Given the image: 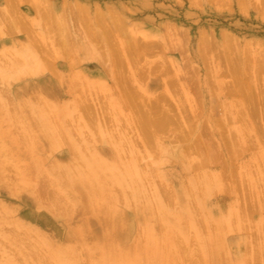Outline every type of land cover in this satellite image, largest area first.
<instances>
[{
	"label": "rangeland",
	"instance_id": "374dc122",
	"mask_svg": "<svg viewBox=\"0 0 264 264\" xmlns=\"http://www.w3.org/2000/svg\"><path fill=\"white\" fill-rule=\"evenodd\" d=\"M29 3H30V0H29ZM29 3L18 4L17 1L15 0V4L17 5V7H15L14 11L12 12L8 6L4 5V1L0 0V19H2L1 20L2 23H0V26L2 24L4 25L3 34H0V66L2 65L6 66V63H8V61L12 62V59H15V60L18 59L17 61L22 59L21 55L23 52L21 51H23L22 45L24 43V39L23 37L18 38V36L13 34L11 30L7 27L9 24H14L10 18H13V19L17 18V19H20L22 22L23 20H25L28 26L29 27L31 26L32 30H36L38 29V27L36 24L32 23L33 20H30V14L29 12H27L28 10H31V13L33 14L35 18L42 20L41 18L42 15L37 16L36 12L39 13L41 9L40 7H43V5H45L47 8L50 9L53 17L57 18L63 13H65L67 16L68 15L70 16L71 14L70 9H72L75 3H81L82 5L85 6V9L89 11L90 15H93L95 10L97 9L98 11L105 12V13H108L109 11L116 12L120 14L121 17L124 18L126 22L125 30H124L125 33L123 34V30L119 31L120 34L116 33L117 41H120V40L122 42L128 41L127 43L128 44L130 43L131 45L133 41L134 43L135 41H138V42L148 41L154 44L152 45L154 48H152L151 46V49L153 51L150 48L145 49L141 47L139 51H141L140 56H142V58L140 57L139 59L141 64L138 63L140 65L139 66L137 64L138 67H144L145 64L143 63H146V65L147 64L148 65L147 67L145 66V68L148 69V66L152 65L153 62L154 63L164 62L169 72L174 73L175 75L173 77L170 73H169L170 75L168 74L169 77L172 76L171 79L173 80V82L176 81V84L172 82L174 85L172 84L173 86H171V84L169 83L168 84L169 87H168L167 82H166V84L164 85H166L167 91L169 92V95H170L168 96L170 97V100L169 98H167L168 102H166L167 104H165V106L168 108L167 110H168L169 115L172 116L173 120L177 123V125L173 123L171 124L168 123L163 130H156V133H155L156 135L154 136V138L155 137L156 138L155 139L150 138L148 140V143H151L152 141L155 146H157L156 144L160 145L163 143L161 145L162 148H160L159 150V147L157 149L154 146L156 149L155 148L153 149V147L150 148L151 147L150 144L146 143L147 148L145 147V149H147L148 151L147 153L150 154V156L145 157L146 151L145 149L144 150L142 149V146L144 145L139 143L138 141H136V139L133 138L135 137L136 133L135 134L133 133L134 131L131 129V126L128 127L129 126V124L127 125L128 120L126 121L125 119V123L123 120H121V119L126 118L127 115L130 114V110L128 109V112L126 113L127 109L123 108L122 113L125 114L126 116L124 118H121V116L123 117L124 115L120 114L121 115L120 116L121 119H120L118 116L119 114L117 115L119 111L114 110L113 112L112 107H110L107 104V102H109V99L111 97L106 91H104V89L100 86V84L98 85V83L102 82L101 79H103V76H106V78L108 79L110 78L108 77L107 74L110 73L111 67L109 65L110 67L109 68L107 64L105 63V66H107L106 69L101 68V67H100L101 69L99 68L100 70L97 69V67H95L94 65V58L99 57V56H104V57L108 56L109 58L113 57L114 55L113 50L116 49L117 47L111 49L110 47H112V44L111 42H107L106 39L104 40L103 43L100 42V45L99 43H97V45L92 46L94 47L93 49L91 45L88 46V44L86 45L85 43L83 44V42H81V41H84L83 39L80 40L81 45L79 43V40L75 41L76 43L74 41L73 43L71 42L70 44L72 45L74 44L73 46L71 45L72 48L70 47V52L71 53L73 52L72 53L73 56L70 55L71 58L75 57L77 59V56H78L77 60H80L81 58L80 61H82L80 62L79 65L74 67V71L76 73L80 72L81 82L87 85V88H89L90 91H92L94 94H98V95L100 94L102 96V98L101 96H99L100 98L97 97V95L92 96L93 97L92 100H95L97 102V103L95 102V105H94V106H98L97 113L100 112L99 110H103L104 108H106L105 112L103 110L102 113L103 114L105 113L106 115L107 110H108V113L109 112L110 113L108 114V116L107 115L106 116L103 115V116H105V118L107 117L106 119H109L111 117V119L110 121L105 120V118L101 115L102 113H99L101 116L98 114L99 118L96 119V121L90 122V124L88 123L87 121L88 118L86 116H84L83 119L81 118L79 121L84 122V124L86 125L85 127H82L76 124L77 123L76 120H75L76 122H74L73 120L71 122V123L74 122L73 124L75 125L73 124L69 125L70 121H68L69 123L67 122L68 123L67 125L61 126L62 129L61 128L60 129L63 131L66 130L67 136L69 137L71 136L69 139L73 138L72 140L75 142V145H72V147L70 145H67L68 143L65 142L62 144L61 147L57 149L59 153L65 152L68 155V161H67L68 164L69 162L70 163L72 162V165L69 164L70 169L72 171L73 169L74 171L77 169H84V166L82 165L83 159H81L82 158L81 154H84L87 156L92 151L101 149L104 145H107L106 142H108L106 138L104 139L103 136L100 135L97 128L104 127L105 129H109V130H111L112 128V132H113L114 130L113 127L119 122V119H120L121 121L120 125L122 126L119 127V124H117V127L115 126V128L118 131L114 130L115 133L113 134L114 135H117L119 133L123 134V132L120 130V129H123L124 133L126 135L128 134L127 136L131 138L129 140L134 139V141L138 142L141 145L140 146L139 144L135 143L136 145L140 146V147L135 146L137 147L136 149H139V150H136L135 153L137 151L143 150L142 151V154H143V152L145 151L144 152L145 154H143L144 155L143 157H145V159H143L140 156L138 157L137 155L136 161L141 168L142 166H145L146 164L147 166H149L148 162L152 163L149 166L150 169L146 168V166H145L146 169L144 168V170L146 171V175L150 177L149 179H151L150 180L151 182L148 179L149 183L151 184L150 190H149L150 185L147 186V189L145 186L144 193L146 190L148 194L147 193L145 194H147L150 197L147 198L145 195L139 196L140 201L138 199V202H137L139 206L143 207L145 203L149 202L148 204H150L149 207L151 208L152 212L157 213V204L156 202H154V197L157 196L158 199L161 201V203H163L165 206H167L172 211L178 209L179 205L175 201L177 192H179V189H181L180 185L181 186L183 185L184 187H186L189 180H192L194 182V185L197 191V192L196 191L192 192V195H193L192 197H194V199H199L203 202V206L201 207L197 203L198 200L193 202L196 205H194L191 201V204H193L191 208L193 209L194 206H196L198 207V210H199V211L196 210L197 214L193 210L194 215L196 214L195 218L196 219L198 218L202 221L195 220L199 223L195 222L193 227L192 226L189 228L186 227V232H187L186 239H184L183 237L180 239V237L178 236L179 234L175 235V239L179 238L178 240H175V247H176V250H178L181 253V255H178L175 252L176 262L174 261L173 264H201V263L210 264L209 262H211V264H214V263L215 264H228L227 263L228 260H229L228 261L229 264H234L235 262L234 258L232 259V257H235L233 247L235 246V244H237L239 248L238 251L240 252V257L242 258L241 254H243L244 251L246 250L244 248V245L246 242H248L247 250L249 248L250 252L249 251L248 252L250 253L251 258H252V254L254 252L253 247L255 246L259 247V245H254V244L261 243L262 234H264V221H262L264 218L261 219V217H264V209H263L264 208V179H262L264 177V118L262 117V114H260L261 117L260 115L258 116V118L255 117L257 116L258 112H256L255 116L254 115L251 116L252 114L249 113L251 109H254L253 108L254 106H255V111L256 110L261 111L262 108H264V0H44V2L41 1V5L39 6H38V1L34 3L35 5L33 6L35 10H32L31 7H29ZM66 19L68 20L67 17ZM40 20H37V21L40 22V25L41 24L43 25V23H41ZM37 21H35V23ZM67 22L71 25L70 30L73 33L75 29L81 28L83 26L82 22H80L79 20H78V23H74V24L72 23L71 19H69ZM86 33H87V30H86ZM58 34L57 36H60ZM122 34L127 35V36H123ZM223 34L226 35V39H223ZM57 36L56 34H54V37L57 38L56 40L58 41L61 40L60 37H57ZM29 38L31 39V37ZM29 38L28 40H30ZM203 40L210 42L208 44L209 46L207 45L208 51H204L202 50V48H200L202 46ZM134 43L133 45H135ZM174 44H175L174 47H176V49L172 46ZM38 45H39V42H38ZM53 46L61 50L63 45H61L60 43L59 44L53 43ZM171 46L174 49H172ZM198 49L199 50L201 49L202 51L201 54L198 52L199 51ZM203 49H205L204 46H203ZM226 49H228V59L227 60L224 58V54L227 51ZM142 51H146L145 53L147 54V56ZM149 51H152V54H150ZM156 51L158 53V54L156 53L157 55L155 54ZM243 51L248 52L247 56L249 57V59H251L252 61L251 63L255 67L256 72L254 73V75L246 74L245 76H243L242 81L244 80L243 81L244 83H241L242 81L240 80L241 81L239 82L240 85L237 86L234 83L237 80L239 81V79L241 78L238 79V77L232 76V74L233 75H236V74L233 72L231 73L229 69L227 71L225 69H227L226 67L227 64H228V68H230L231 63L235 61L234 60L235 55H238V54L243 55ZM128 52H130V50L126 51V53ZM202 53L203 54L206 53V56L203 55V57L205 58L201 57ZM144 54H145V57L143 56ZM50 55L52 54H49L48 57H50ZM148 55H151V56H148ZM128 56H130V54ZM75 58H74V61L76 60ZM143 59L147 61L149 60V62H146ZM150 59L152 60V63ZM57 63L62 64V66L64 64V62H62L61 60H59V62ZM237 63L242 64V62H240L239 60H237ZM254 64L258 65L257 69H256L257 66H255ZM125 66H127V64ZM125 66H121L123 68V69L121 68L122 70L121 73L125 71V69L127 68V67L124 68ZM129 66H131V64ZM57 67L61 69V66H57ZM129 68L130 70L133 69L132 66L128 67L127 69ZM223 68H224V71L222 72ZM127 69H126V72L128 73H126V75L133 74V73H130V70L128 71ZM1 70H4V68H0V76H1ZM113 70L116 71L117 70L116 67L113 68ZM178 73L181 76H179ZM123 74L125 73H122V75ZM145 74L146 75L148 74V76L146 78L143 77V80H141V82L138 79L137 82H134L135 84H133V81L131 79L132 77L126 78V75H125V78L129 81L131 79L130 82H132V85L134 87L138 88L139 86H141L140 87L141 90L137 89L139 90L138 92L144 91V93L147 94L150 99L151 97L153 98L155 97V95L163 91H166L165 88L163 87L164 85H159L157 87L158 89L154 91L148 90V85L150 84V82L154 83L158 79L159 80L163 79V76L159 75L160 73L158 74L155 71L151 72L150 74L149 73H145ZM182 74L186 76L187 78L184 79V76H182ZM176 75H178L179 77H176ZM239 76H242V75H239ZM164 78H165V75H164ZM115 80H116V77H115ZM24 81L27 82L25 86H28L29 83H31L34 80H33V77L30 75L24 76V78L18 81L10 78L6 83L1 84V86L6 85L7 88L10 89V93L8 94V96L10 95L9 98L11 96L13 98L12 91L15 88L19 87L20 84H22ZM142 81H143V85H142ZM193 82H196V85H194L195 83ZM231 84L237 86L236 87L232 85L233 89L236 87L235 89L237 90V88L240 87V92L239 91L237 92L236 90L234 92L232 90L234 92L233 93L234 95H229L226 92V90L228 88H231ZM246 84L250 86V88H248L249 90L247 89ZM91 87L93 89H91ZM82 88L85 90L84 87ZM114 88L116 90L113 89V92L115 91L116 93L114 92V94H112L111 96H115V94L116 96H118L117 94L118 92L120 93V87L116 85L114 86ZM185 88H187L186 89L187 91L186 90L184 91ZM101 90H103L106 93H103V91L101 92ZM189 94L191 98L187 97L189 96ZM94 96H96L97 99H94ZM103 96L105 97L103 98ZM186 97L188 98V100H186L187 99ZM171 99H175V100L177 99V101L171 100ZM103 101L105 104L103 103ZM92 102L94 103V101ZM181 103L184 105H182ZM179 104L182 105V107L184 106V108H182ZM99 105L103 106V108L101 106L99 108ZM104 105L106 107H104ZM190 105H192V107H190ZM178 107L182 109L181 110L182 113L184 111L183 114L188 112V114L191 113L193 115L194 114L197 115L191 120V122L194 121V123L196 122L198 124L199 130L195 131L194 133L196 134L200 132L201 140L199 141H201V143L199 144L201 145V148L202 149L204 148L205 150L203 149V151L198 153L197 151H193L192 149H190V152H189L185 146L187 144L192 143V141H189V140L170 141V140H174V136L176 134H180V131L182 133V131L187 128L186 122L188 121L186 120V116L184 117L181 111H180L181 114L179 113L180 109ZM262 111L263 112L261 113H263V116H264V110ZM79 112L82 116L83 115L81 113L82 111L80 110ZM115 112H117L116 113L117 118L115 116ZM199 112L201 113L200 115H198ZM129 116H131V114L128 115V117ZM250 116L253 119V121L254 119H256L254 122L256 123V125L259 126L260 129L257 128L258 126L256 127V125L252 123V119L250 118ZM243 117H246V119H248L249 121L247 122ZM100 118H103L104 120H101ZM112 118L114 120H112ZM105 121H107L106 124L109 122V124L111 123L113 126L108 125V124L106 126L104 124ZM114 122L116 124H113ZM225 122H226V125H225ZM123 123L124 125L126 124L127 127L126 125L124 126ZM245 126H246V129L244 128ZM78 127L83 130L81 133H79L78 129H76ZM255 127L258 130H256ZM241 128H243V130L245 131H242ZM18 129H16L18 131L17 134L19 133V131L20 133L22 132L21 129L20 130ZM26 129H28V127ZM228 129L231 130V131L229 130L230 138H228ZM237 129H239V131H241L242 133L239 132ZM27 133L29 136L32 134L30 137H32L33 139L37 137L31 131ZM27 133H25V136ZM237 133L240 135L243 134L242 136L239 135V140H241V142L243 143H240L241 144L240 146H238L239 144L236 145L237 147H239L238 149L239 151L237 150L236 152L235 148H233L234 150L233 151L232 148L231 149L229 148V145H232L230 143L236 144V140H234L236 137L234 136H237L235 135ZM245 135H247V137L249 138H246ZM64 136L65 134L63 133L61 138H65ZM240 137H242V139H240ZM32 138H25V139L32 140ZM230 139H233V140L230 141ZM245 139H246V142H244ZM93 140L95 141L94 143L96 146L91 145L93 143ZM103 140H105V142ZM249 141L251 142L250 146H249L250 144ZM85 142H87L89 145L87 143L85 145ZM176 143H178L179 145H176ZM147 144L150 147H148ZM76 145L78 146L81 145V146L79 148ZM165 145H166V148H164L163 150V147H165ZM171 145L172 146L176 145L177 147H173L172 149ZM69 146L70 148H72L71 149L72 151L70 150ZM82 146L83 148L81 150ZM125 146L127 147L128 145L125 144ZM246 146L247 147L249 146L250 148L248 147L247 149ZM85 147H88V148L93 147V148L87 149ZM38 148L39 147H35V149L33 150L34 151L33 154L36 155L35 157H41L44 164H47L54 159L55 151L43 150L41 148H39L38 150ZM180 148L181 149L185 148L186 149L185 152L184 150H180ZM244 148H246L248 152L244 153L245 152ZM35 150L37 151L35 152ZM231 150L233 151L234 154L238 153L237 157L236 155H234L235 157L234 156L232 157ZM242 150H244L243 152L244 154L241 152L242 154L239 155V152ZM136 154H139V153H136ZM187 155H189V158ZM70 156L72 158H70ZM128 156L126 157L124 154V157L126 159H123L124 157L122 156L123 158H121V160L122 161L129 160ZM151 156H153V158ZM182 157L185 158L186 162L185 161L182 162V159H183ZM140 158L143 159L142 162L141 160H139ZM249 159H251V161ZM71 160H73L74 162ZM205 161L206 163H204ZM8 163H6V165L3 164L2 166L3 168L2 170H4L3 172H5L4 173L5 176L2 175L3 173L2 174L0 173V178H1L0 179L1 180L0 195H2L0 196V206H1L0 210H4V211H1L4 213L0 214V223L3 221L2 223L4 224V226H6V227L4 226L3 227L5 229L6 228L9 229L8 231L5 229L3 230V227L0 225L1 227L0 231H2L0 233L1 234L0 241H2L3 244L4 243L6 244V246L5 244L4 246L3 244H0V248L4 247L5 249L4 250L1 248L0 250V253H1L0 254L1 255L0 264H7V263L8 264H14V263L15 264H21V263L22 264H34V263L35 264H42V263L49 264L50 262L48 261H51L52 262L51 264H53L55 260L49 257V253L48 251H46L47 249L45 246H41V245L39 246L36 244V240L34 241V238H33L34 235H32V233L36 234L35 231L39 229L43 231L44 233H46L49 237L55 236L59 239H62L65 236V234H68V233L72 234L73 233L72 217H71L70 209H68L67 207L69 202L67 201V203H65L66 199L63 198L64 196L62 197L63 194L61 192H56L57 189H53L54 185L51 188L46 184L47 189L50 188V190L51 189L54 190L52 191V193L56 192L60 194L58 197V194L56 193L51 194V192H49L51 195H53V197L56 194L57 199H60L61 197L62 203L60 202L61 199L60 201L59 200L57 201H59V204L61 203L60 206H62V208L57 205V206L51 207V209L53 210L52 212H49L48 210L45 209V205H44V208L35 207L31 201L33 200L32 197H30L27 194L26 190H22L21 188V191L17 192V190H20V187H17L15 183H12L15 177H16L15 181H17V174H16L17 169L12 163L10 162ZM182 163L184 164V166ZM190 163L193 164L194 168H192L191 170V167H188L189 169L187 170L186 167L189 166ZM7 164L9 166L11 165L12 167L8 166V169L5 168L7 167ZM13 168H15L16 171ZM2 170L0 169V171ZM194 174L197 175V178L200 177V179L202 180L201 184H199L201 180L200 179L196 180L197 178L194 177ZM11 176H14L13 179ZM7 178L11 180L7 181ZM44 178L46 179L48 177H44ZM44 178H41V181H39L40 183H37L39 185L37 184L35 185L36 188L39 187L38 189L40 190V192L42 191V189H46L43 186L46 183ZM3 179H5L6 182ZM9 182L10 184L5 185V183H9ZM17 182L20 183L19 181ZM18 183L16 184L18 185ZM145 184H146V181H145ZM197 184H199L202 187L204 186V189H203L204 191L202 190L203 191L202 197L199 194L201 193L199 192L200 190H198L201 187L199 186L198 188ZM6 188H8L9 190ZM16 188H19V189H16ZM163 190L165 192L167 191L166 194L165 192L162 193ZM44 191H42V193L44 192V194L42 195H45V193L47 195L48 193L46 192V190ZM116 194H118L117 190H116ZM152 194L154 195L152 196ZM51 195H47V196L50 198L52 197ZM123 196L127 202V204L126 203L125 204L128 207L133 208L134 206H136V203L134 202L135 200L133 197H131L130 195H128L130 197H127V194H124ZM54 199L56 200V197H54ZM166 203L168 205H166ZM63 205L65 207H63ZM199 207L202 211L199 209ZM192 209H189V210H192ZM232 210L235 211L236 216L231 218L229 213ZM211 212L214 214L223 216L224 220H221L219 221L220 223H218L215 220V218L212 216V214H210ZM201 215L203 216L202 217L203 219L200 218ZM240 215H242L243 217H240ZM209 219H211V221H214V222L209 221ZM12 221H13L12 223L13 228L11 227V223H10ZM18 221L23 223V225L20 227V230H19V227L17 229V226L15 225V228L17 229L16 231V229L14 230V223L18 224ZM260 222L261 223L263 222V224L260 225L259 224ZM159 223H162V222L160 220H157L156 228L159 232H161L160 230L162 228L160 229L159 227H161L162 225ZM241 223L244 225V228H242ZM223 224H225V227ZM25 225H26V229H25ZM234 225L236 228L232 229L231 227H233ZM139 229L140 228H138L134 234L135 243L141 242L142 237L144 236L142 230H139ZM214 229H215L214 232L211 231ZM224 229L227 231L226 234H224L225 233ZM162 230L164 231V229ZM30 231L32 233H29ZM23 232H25L26 237H24L25 234H23ZM215 232H217V234L219 233L218 235H219V240H220L221 254L220 252H218L220 255L219 254L213 255L212 260H205V261L200 260L202 256L200 255L199 252H197L199 250L198 248H200L199 246H197L200 243V241H198L197 238L202 239V241L204 239L203 237H205L204 240L208 238L207 241L208 240L209 241L208 242L205 241L208 244L210 243V240H213L214 239L213 237L216 236ZM200 233L205 234V235H207L206 233H208L207 235L208 237ZM136 234L138 237L136 236ZM140 234L142 237L140 236ZM192 235L197 237L196 238L197 243L195 242L196 241L195 238L194 240L191 239ZM201 235L203 237H201ZM20 237H22L21 238L22 240L20 239ZM25 238H28L30 240L28 241ZM74 239L76 242V247L79 246L77 247L79 249V250L77 249V252L81 256L80 259L78 258L79 261L77 264H92L89 259V256L86 253V250L83 249L84 247L82 245V242L80 243L81 238L79 236H75ZM179 240H181V242H179ZM27 241L28 242L31 241V243L34 242L36 244L35 247L37 248L39 247L40 249L39 251L42 250L43 254L45 253L44 256H39V255H43L42 252L41 254H39L40 252L38 253L35 250L36 248L32 247L34 248V251H35L34 252L33 249H31V243L28 244ZM183 241L185 244L183 243ZM224 244L226 245V251L228 248V251L226 252L227 255L222 254V251H225ZM179 246H181V248ZM14 247H16L15 248L16 251L19 252L17 253L19 254L18 256L21 257V258L18 257L19 258L18 260L20 262H18L17 257H15L17 254L13 250ZM43 247L46 250L43 249ZM258 247L254 249H257L258 251L259 249ZM11 251H13L14 253ZM183 251L185 252L187 251V252L184 253L183 255ZM12 253L15 256L12 255ZM262 253L264 255V252ZM37 255H38L37 259H42L43 257H45L46 259V255H47L49 260H43L44 259L43 258L41 260L42 262L41 263L39 262L40 260L36 259ZM28 256H30L29 258H31V260L33 258H35V260L31 261L28 258ZM213 257H214L215 262L213 260ZM10 258H12L13 261H9ZM22 258H23V262L21 260ZM226 258L228 259L226 260ZM43 261H47L48 263H45ZM198 261H201V262L198 263ZM54 264H57V263L54 262ZM251 264H264V256L263 258H261V260H257L255 262L252 261Z\"/></svg>",
	"mask_w": 264,
	"mask_h": 264
},
{
	"label": "bare ground",
	"instance_id": "6f19581e",
	"mask_svg": "<svg viewBox=\"0 0 264 264\" xmlns=\"http://www.w3.org/2000/svg\"><path fill=\"white\" fill-rule=\"evenodd\" d=\"M3 1H4V5L8 6L12 12L14 11L15 7H17V5L15 4V0H3ZM16 1L18 4L29 3V0L28 1L27 0H16ZM37 1H38V6L41 5V1L44 2V0H30L29 7H31L32 10H35L33 5H35L34 3H36ZM44 6L45 5H43V7H40L41 9H40L39 13L36 12L37 16H39V15L43 16V17L41 16L43 21L38 19V18H35L33 16V14L31 13V10L27 11L30 14V20H33L32 23L36 24L38 29L32 30L31 26L29 27L25 20H23V22H24L23 23L20 19H17V18H14V19L10 18L14 24H9L7 26L13 34L18 36V38L23 37L24 43L22 45L23 51H21V52H23V53L21 55V57H22L21 60L17 61L18 59L17 60L12 59V62L8 61V63H6V66L5 65L0 66V68H4V70H1V76H0V169L2 170L3 164L6 165V163H8V162L12 163L16 167V169H17V172H16L17 181H19L20 183L15 181L16 177L13 179L14 176H11L12 179L14 180L12 183H15V185L17 187H20V190H17V192L21 191V188H22V190H26L27 194L30 197H32L33 200H31V201L35 207H38V208L43 207L44 208V205H45V209L48 210L49 212H52V210H53V209H51V207H54L57 205L62 208V206H60L62 203V199L60 197V199H61V201H60V199H57V195H56V194H58L56 192H61L63 194V195L61 194L62 197L64 196L63 198L66 199L65 203H67V201L69 202L67 207H68V209H70V213H71V217H72V224H73L72 231H73V233L72 234H70V233L65 234V236L62 239H59L55 236L49 237L46 233H44L43 231H41L39 229L36 230L37 232L35 231L36 234L32 233L31 231L29 233H32V235H34L33 238H34V241L36 240L37 245H39V246L41 245V246L46 247L47 250L44 247H43V249L48 251L49 257L51 259L55 260L54 262H56L57 264H77L78 263L81 256L77 252V249H78L77 247H79V246L76 247V242L74 239L75 236H79L81 238L80 243L82 242V245L84 247L83 249L86 250V253L89 256V259H90L92 264H173L175 261V254L177 253L178 255H181V253L178 250H176V247H175V240L179 239V238L175 239V235L179 234L178 236L180 237V239L182 237L184 239L187 238L186 227H188V228L191 226L193 227L195 222L199 223L195 220H200L198 218L197 219L195 218V216L197 214L196 212L199 211L198 207L194 206V208L192 209L191 206H193V204H194L193 202L198 200L197 203L202 207L203 202L199 199H194V197H192L193 196L192 192L196 191V188H195L194 182L192 180L187 179V180H189L187 183V186L184 187L183 185L182 186L180 185L181 189H179V192H177V196H176L175 201L179 205L178 209L172 211L167 206H165L163 203H161V201L158 199L157 196L154 197V202H156V204H157V213L152 212L151 208L149 207L150 204H148L149 202L145 203L143 207L139 206V204L137 203L138 199L140 201L139 196L145 195L147 198L150 197L147 195L148 193L146 192V190H145V193H147V194L144 193L145 186L147 189V186L150 185L149 190L151 187V184L149 183V181L151 179H149L150 177L146 175V171L144 170V168L146 166V168L150 169L149 166L152 163L148 162L149 166H147V164H146L145 166H142V168H141L138 165L136 160H137V155H138V157L140 156L143 159H145V157L150 156V154L147 153L148 151H147V149H145V147H146V143H148V140L150 138H153V139L156 138V137L154 138V136L156 135L155 134L156 130H163L168 123L169 124L173 123V124L177 125V123L173 120L172 116L169 115L168 110H167L168 108L165 106V104H167L166 102H168L167 98H169V100H170V97H168L170 95H169V92L167 91L166 85H164V84H166V82H167V85L170 83L171 86L176 84V81L173 82V80L171 79V77L172 76L174 77L175 75H174V73L169 72V70H168V68L164 62H159V61H158L159 63L153 62L152 65L148 66V69L145 68V66L147 67V65H148V64L146 65V63H143V64H145L144 67H138V65H139L138 63H140L139 59H140V57L142 58V56H140L141 51H139L141 49V47H143L145 49H149V48L151 49V46L154 44L151 42H148V41H142V42L141 41L140 42L135 41V43L133 41V43L135 45H133L132 42H131L132 43V45H131L130 43L129 44L127 43L128 41L127 42H122L121 40L117 41V37H116L117 34L116 33L120 34L119 31L123 30V34H124L125 33L124 32L125 25H126L124 18L121 17L120 14H118L116 12H112V11L105 13V12L98 11L96 9L94 14L90 15L89 11L87 9H85L84 5H82L81 3H75V5L72 7V9H70L71 14L69 13L70 14V16L68 15L69 17L65 13H63L59 17L55 18V17H53L50 9L47 8L46 6L45 7ZM37 9H39V8H37ZM66 17L68 18V20L71 19L73 24L78 23V20H79L80 22H82L83 26L81 28L75 29L74 33H73L70 30L71 25L67 22L68 20L66 19ZM33 18H35V19H33ZM1 20L2 19H0V23H2ZM37 20H40L41 23H43V25L42 24L40 25V22H38ZM35 21H37V22L35 23ZM3 30H4V25L2 24L0 26V34H3ZM86 30H87L88 34L86 33ZM54 34H56V36H57V34L60 35L57 37H60V39L62 41L56 40L57 38L54 37ZM123 36H127V35H123ZM29 37H31V39ZM28 38L30 40H28ZM36 38H38V39H36ZM82 39L84 40V41H81V42H83V44L84 43H85V45L88 44V46L91 45V47L94 45H97V43H99V45H100V42L103 43L105 39L107 40V42H111V44H112V47H110L111 49L117 47L116 49L113 50L114 51L113 57L109 58L108 56H105V57L99 56V57L94 58V65H95V67H97V69H99L100 67L106 69V67L107 66L109 67V65L111 67V68L109 67L110 68L109 74H111V75L107 74L108 77H110L109 78L110 80L108 78H106V76H103V79H101L102 82L98 83V85L100 84V86L104 89V91H106L109 94V96L111 97L109 99V102H107V104L110 107H112L113 112H114V110L119 111L118 113L115 112L116 118H117L118 114H119L118 115L119 118L121 115H124L123 117L121 116V118H124L126 116L125 114L122 113L123 108L127 109L126 113L128 112V109L130 110L131 116L128 117V115H130V114H128L126 118H124V119L120 118V119L123 120L124 123H125V119H126V121L128 120V122H127V125L129 124L128 127L131 126V129L134 131L133 133L134 134L136 133L135 137L137 136L136 138L135 137H133V138L136 139V141H138L139 143L144 145V146H142V149L143 150L145 149L146 152L145 151L144 152L146 153L147 156L145 155V157H143L144 156L143 154H145L144 152L142 154L143 150H140L141 153H140V151L136 152V153H139L140 155L135 153L136 150H139L136 148L140 144L138 142L134 141L133 138H132L133 140H129L131 138L129 136H127L128 134L126 135L124 133L123 129H120L123 132V134L122 133H119L117 135L113 134V133H115L114 130H117L115 128V126L117 127V124H119V127L122 126V125H120L121 124L120 119H119V122L117 124L115 123L117 121H115L113 123V124H116L113 127L114 128L113 132H112V128H111V130L105 129L104 127L97 128L100 135H102L104 139L106 138L108 142H106L107 145H104L99 150L93 149L94 151H92L87 156L84 154H81V157H82L81 159H83V161L82 160L81 161L83 163L82 165L84 166V169H77L75 171L73 169V171H72L70 169V166H69V164L72 165V162L71 163L69 162V164L67 162L68 161V155L65 152L59 153V151L57 150L65 142H67L68 143L67 145H70L71 147H72V145H75V142L72 140L73 138L69 139L71 136L70 137L67 136V134H66L67 131L61 130L62 129L61 126L67 125L69 123L68 121H70L69 125L70 124L72 125L74 122L77 121L76 124H78L82 127H85L86 125L84 124V122L79 121L81 118L83 119V117L86 116L88 118L87 121L90 124V122L96 121V119L99 118L98 117L99 113H102L103 110L105 112V110H106V108H104L103 110H99L100 112L97 113L98 112L97 111L98 106H94L96 101L92 100L93 99L92 96L97 95V97H99L101 95L100 94L99 95L94 94L92 91H90V89L87 88V85H85L84 83L81 82L80 72L76 73L74 71V67L79 65L80 62H82V61H80L81 58H80V60H77L78 56H77V59L75 57H72L73 59L71 58L70 55L73 56V54H72L73 52L72 53L70 52V47L72 48V46L74 44L72 45L70 43L71 42L73 43V41L75 42L77 40H79V43H80V40H82ZM223 39H226L225 34H223ZM38 42H39V45H38ZM15 43H17V42H15ZM53 43L54 44L60 43L61 45H63L61 50L59 48H55L53 46ZM209 43L210 42L203 40L202 46L200 48H202V50H204V51H208L207 48L209 46L208 45ZM80 45H81V43H80ZM109 45H110V43H109ZM126 45H128V46H126ZM199 45H200V43H199ZM172 46L174 47L175 44ZM203 46L205 49H203ZM75 47H77V46H75ZM173 47H172V49H174V48L176 49V47H174V48ZM93 48L94 47H92V49ZM152 48H154V47L152 46ZM127 50H130V52L126 53ZM226 50L227 51L224 54V58L227 60L228 59V49H226ZM71 51H72V49H71ZM152 51H149V53L152 54ZM142 52L145 53L146 51H142ZM198 52L201 54V52H202L201 49ZM68 53H70V54H68ZM156 53H157V51L155 52V54ZM49 54H52V55H50V57H48ZM129 54H130V56H128ZM145 54L143 55L144 57H145ZM203 55L206 56V53L205 54L202 53V56H201L202 58H205V57H203ZM247 55H248L247 51L246 52L243 51V55H240V54L235 55V58H234L235 61H233L231 63L230 68H228V64H227V66L225 65L226 63L224 64L227 67V69H225L226 71L229 69L231 71V73L233 72L236 74V75L232 74V76H234V77L236 76V77H238V79L241 78V79H239V81L237 80L236 82L234 81L235 83L233 82L237 86L240 85L239 82L242 81L243 76H245L246 74L247 75L248 74L254 75V73L256 72L255 67L251 63L252 62L251 59H249V57ZM146 56H147V54H146ZM148 56H151V55H148ZM74 58L76 59L75 60L76 62L74 61ZM59 60L64 62L63 66H62V64L57 63V62H59ZM237 60L242 62V64L237 63ZM144 61L149 62V60L148 61L144 60ZM155 62H157V61H155ZM105 63L107 64V66H105ZM151 63H152V60H151ZM126 64H127V66H125ZM130 64L133 68V69H131L132 71L130 70V68L127 69L128 67H131V66H129ZM254 65L257 66L256 67V69H257L258 65H256V64H254ZM57 66H61V69H59ZM121 66H125L124 68L127 67L126 69L128 71L130 70V73H133V74H131V75L127 74L126 75V73H128V72H126V69H125V71L122 72L125 74L122 75V73H121L122 67ZM115 67L117 69L116 71L113 70V68H115ZM118 68H120V69H118ZM224 68H223L222 72L224 71ZM220 69H221V67H220ZM154 71L157 72L158 74L160 73L159 75H162L163 79H160V80L158 79L154 83L150 82V84L148 85V90L154 91V90L158 89L157 87L159 85H164L163 87L165 88V90L167 92L163 91L164 90L163 89L162 90L163 92L155 95V97H153V98L151 97V99H150L148 97V95L144 93V91L138 92L139 90H141L140 89L141 86L136 88L132 85V82H130V81L132 79L133 84H135L134 82H137L139 79L141 82V80H143V77L146 78L148 76V74L146 75L145 73L150 74L151 72H154ZM169 73L172 75L171 77L168 76ZM28 75L32 76L34 81L29 83L28 86H25L27 82L24 81L22 84H20L19 87L15 88L12 91L13 98L11 96L10 97L11 99H10L9 98L10 95L8 96V94L10 93V89H8L6 85L1 86V84L6 83L10 78L18 81V80L24 78V76H28ZM125 75H126V78L132 77L130 79V81L125 78ZM164 75H165V78H164ZM239 75H242V76H239ZM179 76H181V75L179 74ZM179 76L176 75V77H179ZM182 76H184V75L182 74ZM115 77H116V80H115ZM189 77H191V76H189ZM185 78H187V77L184 76V79ZM243 81L241 83H244ZM111 83H113V84H111ZM193 83H195L194 85H196V82H193ZM193 83H192V85H193ZM116 85H118V87H120V93L117 91L118 96H116V94H115L116 97L111 96L115 92V91L113 92V89H115L114 86H116ZM142 85H143V81H142ZM186 85H187V83H186ZM232 85L233 84H231V88L233 86H236V85H233V86ZM82 87H84L85 90ZM168 87H169V85H168ZM184 87H186V86H184ZM191 87H193V86H191ZM231 88H228L229 90L227 89L226 92L229 95H234L233 93L235 92L236 89L235 88L231 89ZM248 88H250L249 85H247V89ZM91 89H93V88L91 87ZM137 89H139V90H137ZM186 89L187 88H185L184 91ZM102 91L103 90H101V92ZM104 91H103V93H106ZM236 91L240 92V87L237 88ZM145 95H147V96H145ZM104 97L105 96H103V98ZM187 97L191 98L190 94ZM8 98H9V100H8ZM101 98H102V96H101ZM94 99H97L96 96H94ZM249 99H250V97H249ZM171 100H175V99H171ZM186 100H188V98ZM92 101H94V103ZM175 101H177V99ZM103 103H104V101H103ZM182 105H184V104H182ZM182 105H180V106L182 107ZM100 106L101 105H99V108H100ZM95 107H97V108H95ZM101 107L103 108V106H101ZM104 107H106V106L104 105ZM190 107H192V105H190ZM178 108L180 109V110L178 109L179 113H180V111L182 109L180 107H178ZM182 108H184V106ZM253 108L254 109H251L249 112L252 114L251 116H253V115L255 116L256 112H258L257 116H255V117L258 118V116L260 114H262V117L264 118L263 113H261V112H263L262 110H264V108H262L261 111L260 110L255 111V106ZM80 110L82 111L81 112L83 114L82 116L79 112ZM109 113L107 110L106 115L108 116ZM116 113H117V115H116ZM181 113H182V111H181ZM183 113H184V111H183ZM183 113H182V115L184 117L186 116V120L188 121V122H186L187 123V125H186L187 130L184 129L182 131V133L180 131V134H176L174 136V140H170V141H180V140L181 141H183V140L192 141V143H190V144H187V145L185 144L186 149L189 152H190V149H192L193 151H197L199 153V152L203 151V149H204V148L202 149L201 145L199 144V143H201V141H199V140H201L200 132L196 133V134L194 133L195 131L199 130V127H198V124L196 122L195 123H194V121L191 122V120L197 115L196 114L193 115L191 113L188 114V112H186L185 114H183ZM200 114L201 113L199 112L198 115H200ZM101 115L103 116V115H105V113L104 114L102 113ZM113 115H114V113H113ZM105 116H103V117L105 118ZM251 116H250V118H251ZM260 117H261V115H260ZM106 118H105V120H108V121H110V119H111V117L110 118L108 117L109 119H106ZM113 118H112V120H114ZM243 118L247 122L249 121L248 119H246V117H243ZM100 119L104 120L103 118H100ZM72 120L74 121L73 123H71ZM255 120L256 119H254V121ZM254 121L252 119V123L256 125V123ZM106 122L107 121H105V123H104L106 126H107V124L112 125L111 123L109 124V122L106 124ZM124 123H123V125H124ZM73 125H75V124H73ZM127 125H126V127H127ZM225 125H226V122H225ZM244 125H246V124H244ZM259 125H260V123H259ZM257 126L258 125H256V127ZM27 127H28V129H26ZM79 127L76 129H78V132L81 133L83 130L80 129ZM119 127H118V129H119ZM244 128L246 129V126ZM257 128H259V126ZM257 128H256V130H258ZM16 129H18V130L21 129L22 132L20 133V131H19V133L17 134L18 131ZM24 129L27 131H25ZM229 130L230 129H228V138H230L229 137V133H230ZM237 130L239 131V129H237ZM241 130L245 131V130H243V128H241ZM30 131L34 135L37 136L35 139L30 137L32 134L30 136L28 135L27 132H30ZM239 132H241V131H239ZM25 133H27L26 136H25ZM63 133L65 134V136H64L65 138H61ZM23 135H24V137H23ZM235 135H237L238 138H237V136H234V137H236L239 140L240 134L237 133ZM242 135H240V136H242ZM245 136H246V138H249V137H247V135H245ZM127 137H129V138H127ZM138 137L140 140L138 139ZM25 138H32V140L31 139L27 140ZM236 138L234 139V140H236V144L230 143L232 145H229V148L230 149L232 148V150H233V148H235V150L237 152L239 147H237L236 145L239 144L238 146H240L241 145L240 143H243V142H241V140L238 141ZM243 138H245V137H243ZM240 139H242V137H240ZM250 139H251V137H250ZM231 140H233V139H230V141ZM103 141L105 142V140H103ZM94 142L95 141L93 140V143ZM184 142H186V141H184ZM197 142L199 145L197 144ZM226 142H225V144H226ZM233 142H235V141H233ZM244 142H246V139L244 140ZM86 143L87 142H85V145H86ZM89 143H91V142H89ZM93 143L91 145H95V143L94 144ZM124 143L128 146L126 147ZM135 143H137L139 145H136ZM151 143H148L151 145V147L148 144H147V146L150 148L153 147V149L155 147L158 149V147H159V150H160V148H162L161 145L163 143L160 145L156 144L157 146H155L152 141H151ZM244 144H246V143H244ZM176 145H179V144L176 143ZM176 145H173V146L171 145L172 149H173V147H177ZM234 145H235V147H234ZM246 145H248V144H246ZM250 145H251V142H250L249 146ZM70 146H69V148H70ZM76 146H78V145H76ZM80 146H78V147L80 148ZM135 146H137V147H135ZM231 146H233V147H231ZM35 147H39L43 150L55 151L54 159L51 162L44 164L41 157H35L36 155L33 154L34 153L33 150L35 149ZM93 147H90V148H93ZM248 147L246 146L247 149H248ZM39 148H38V150H39ZM82 148H83V146L81 147V150H82ZM85 148L90 149L88 147H85ZM164 148H166V145H165V147H163V150H164ZM246 148H244L245 152H244V150H242L239 152V155L242 154L243 152L244 153L248 152ZM251 148H252V146H251ZM71 149L72 148H70V150ZM186 149L180 148V150H184V152ZM232 150H231L232 157L234 155H236V157H237L238 153L234 154L233 153L234 150L233 151ZM36 151L37 150H35V152ZM124 154L126 157L129 154V156H128L129 160H125V161L121 160V158L124 157ZM187 156L189 158V155H187ZM151 157L153 158V156H151ZM70 158H72V157L70 156ZM142 158L139 159V160H141V162L143 160ZM182 158H183L182 162L183 161L186 162L185 158L184 157H182ZM123 159H126V158L124 157ZM249 160L251 161V159H249ZM71 161H73V160H71ZM185 162H184V164H185ZM204 163H206V161ZM242 163H243V161H242ZM245 163H246V161H245ZM8 164H7V167H5L7 169L9 166ZM184 164H183V166H184ZM9 167H12V166L10 165ZM188 167H191V170H192V168H194L193 164H191V163L189 166L186 167L187 170L189 169ZM13 169L15 170V168H13ZM3 171L4 170L0 171V173L1 174L3 173L2 175L5 176V174H4L5 172H3ZM149 172H151V171H149ZM148 175H149V173H148ZM150 175H151V173H150ZM44 177H48V178L45 179ZM194 177L197 178V175L194 174ZM41 178H44V180L46 181V183L43 185L44 188H46V189H42V191L46 190V192L48 193L47 195H51V194L56 193L54 195V197H56V200L54 199L53 195H51L53 198L52 197L49 198L46 195V193H45V195L47 197L45 195H42V194H44L45 191L42 193V191L40 192V190L38 189L39 187L36 188L35 185L37 183H40L39 181H41ZM148 179H149V181H148ZM199 179H200V177L197 178L196 180H199ZM262 179H264V177ZM3 180L5 181V179H3ZM8 180H11V179L7 178V181ZM145 181H146V184H145ZM0 182H1V180H0ZM16 183H18V185L21 184L22 186L21 185L18 186ZM201 183H202V180L199 184H201ZM6 184H10V182L5 183V185ZM46 184L51 188L54 185L53 189H57L58 191L56 190V192L52 193V191H54V190L53 189L50 190L49 187H48L49 189H47ZM199 184H197L198 188L200 186ZM37 185H39V184H37ZM200 187L202 189L200 188L198 190H200L199 192H201V193H199V194L202 197V193L204 191L203 190L204 186L203 187L200 186ZM3 188H4V186H3ZM6 189H8V188H6ZM16 189H19V188H16ZM40 189H41V187H40ZM116 190H117L118 194H116ZM49 192H51V194ZM163 192H165V191L163 190L162 193ZM166 192H165V194H166ZM124 194H127V197H130V196L133 197L135 201L134 200H132V201H134L136 203V206H134L133 208L128 207L126 205L127 202L123 196ZM59 195L60 194H58V197H59ZM128 195H130V196H128ZM153 195L154 194H152V196ZM0 196H2V195H0ZM57 200H59L61 203L59 204V201H57ZM191 201L193 204H191ZM64 205H66V204H64ZM64 205H63V207H65ZM166 205H168V204L166 203ZM194 205H196V204H194ZM189 209H192V210H189ZM199 209H200V207H199ZM193 210L196 213L195 215L193 213L194 212ZM1 211H4V210H0V214L4 213ZM62 212H63V210H62ZM210 214H212V216L215 218V220L218 223H220L219 221L224 220V217L221 215H217V214H214L212 212ZM229 215L232 218V217L236 216V213H235V211L232 210V211H230ZM202 217L203 216L201 215L200 218L203 219ZM240 217H243V216L240 215ZM263 218L264 217H261V219H263ZM157 220H160L163 223V224L159 223L162 225V226L160 225L161 227H159V228L164 229V231L162 229L160 230L161 232H159L157 230V228H156V221ZM200 221H202V220H200ZM209 221H211V219H209ZM262 221H264V219ZM211 222H214V221H211ZM1 223H0V225L3 227L4 224L2 223L3 224L2 225ZM10 223H11V227H12L13 221ZM259 224L261 225V224H263V222L262 223L260 222ZM15 225L17 226V229L19 227V230H20V227L23 225V223H21L19 221H18V224L14 223V230L16 229ZM223 225L225 227V224H223ZM241 225H242V228H244V225L242 223H241ZM163 226H164V228H163ZM195 226H197V225H195ZM4 227H6V226H4ZM4 227H3V230L5 229ZM138 228H140L139 230H142L144 236L142 237L140 234V236L142 237L141 242L135 243L134 242V234ZM231 228L234 229L236 227L234 225ZM17 229H16V231H17ZM25 229H26V225H25ZM5 230L8 231L9 229L6 228ZM14 230H12V231H14ZM31 230H33V229H31ZM194 231H193V233H194ZM211 231L214 232L215 229L211 230ZM1 232L2 231H0V233ZM4 232H6V231H4ZM15 232H13V233H15ZM226 232L227 231L225 230L224 234H226ZM215 233H216V236L213 237L214 239L210 240V243H208V244L205 242L208 239L207 238L208 233H206L207 235L200 233L204 236H207L206 237L207 239L204 240L205 237H203L201 235V237L204 238L203 239L204 242L202 241V239L197 238L196 236H193L194 234L192 235L193 238L190 236L191 239L194 240V238H195V240H196V238H197V240L200 241V243L197 245L200 247V248H198L199 250L197 252H199L200 255L202 256V257L200 256L201 257L200 260H203V261L212 260L213 255L219 254L218 252H220V254H221L220 240H219V235H218L219 233L218 234H217V232H215ZM23 234H25V232H23ZM35 235H36V237H35ZM136 236H137V234H136ZM24 237H26V234L24 235ZM10 238H11V236H10ZM21 238L22 237H20V239ZM25 239L28 241L30 240L28 238H25ZM197 240L195 241L196 243H197ZM10 241H11V239H10ZM179 242H181V240H179ZM29 243H31V241L28 242V244ZM183 243H184V241H183ZM0 244H3V242L0 241ZM4 244H3V246H4ZM36 244L34 242L31 243V249H33V251H34V248H32V247H35ZM247 245H248V242H246L244 245V248L246 250H247ZM254 245H259V247L258 246L253 247L254 252L252 254V258H251V255L249 253L250 252L249 248H248L247 252L245 250L244 253L241 254V256H242V258H241L240 252L238 251L239 248H238L237 244H235V246L233 247L235 257H232V259L234 258V261H235L234 264H236V263L237 264H251L252 261L255 262L257 260H261V258H263V256H264L262 253V252H264V234H262L261 243H256ZM5 246H6V244H5ZM224 246H225V251H222V254L227 255L226 252L228 251V248L226 251V245L224 244ZM179 247L181 248V246H179ZM256 247L259 248L258 251H257V249H254ZM1 248L4 249V247H1ZM1 248H0V250H1ZM15 248L16 247H14L13 250L15 251V253L17 255L15 256L13 254L14 252L13 251H11V252H13L12 255L17 257V260H18L21 257L18 256L19 252L16 251ZM35 248H36L35 250L38 253L40 252L39 254H41V252L43 254L42 250L39 251L40 250L39 247L38 248L35 247ZM11 250H12V248H11ZM186 252L183 251V255ZM44 254L39 255V256H44ZM4 255H6V254H4ZM38 255H37L36 259L38 258ZM260 256H261V258H260ZM29 257L30 256H28V258ZM43 258H42L43 260H49L47 255H46V259H45V257H43ZM29 259L31 260V258H29ZM42 259H37V260H40L39 262H41ZM227 259L228 258H226V260ZM21 260L23 262V258ZM33 260H35V258H33L31 261H33ZM213 260H214V257H213ZM9 261H13V259L10 258ZM228 261H227V263L229 264ZM18 262H20V261L18 260ZM43 262H45V263L50 262L49 264L52 263L51 261H48V262L43 261ZM54 262H53V264H54ZM199 262H201V261H198V263ZM214 262H215V260H214ZM24 263H25V261H24ZM27 263H29V262H27ZM209 263L211 264V262H209ZM42 264H44V263H42Z\"/></svg>",
	"mask_w": 264,
	"mask_h": 264
}]
</instances>
